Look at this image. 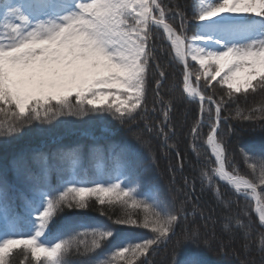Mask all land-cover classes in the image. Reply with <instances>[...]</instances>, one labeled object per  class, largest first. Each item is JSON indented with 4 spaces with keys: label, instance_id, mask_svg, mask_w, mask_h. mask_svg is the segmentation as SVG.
<instances>
[{
    "label": "snow or ice",
    "instance_id": "obj_1",
    "mask_svg": "<svg viewBox=\"0 0 264 264\" xmlns=\"http://www.w3.org/2000/svg\"><path fill=\"white\" fill-rule=\"evenodd\" d=\"M169 14L180 17L179 28L168 21ZM193 19L198 30L189 37L183 13L162 0H3L0 137H13L34 122L51 124L65 115L82 119L107 114L122 124L134 122L146 103L154 59L149 41L153 29H160L183 65L184 94L199 102L201 120L207 112L211 124L206 143L214 167L202 173V184L206 181L211 189L223 182L238 196L254 200V212L264 227V198L256 183L235 168L229 169L227 149L219 136L223 104L234 100V95L264 92V0H194ZM189 59L199 65V71H191ZM159 75L163 78L164 71ZM202 79L209 88L215 82L227 89V100L206 96ZM156 86L160 87L159 80ZM164 115L167 120L168 113ZM235 118L264 120V110L237 111ZM191 131L196 137L199 127ZM122 151L129 156L132 152L130 148ZM61 155L75 167L81 152L73 147ZM245 162L253 173L259 168V184L264 185V144L258 153L246 151ZM138 188L136 180L118 170L108 180L72 178L56 187L41 185L31 196L21 198L0 174V221L4 222L0 264H17L18 255L26 264H150L151 254L174 239V256L177 248L199 246L198 227L181 230V222L188 216L187 201L177 208L162 196L145 195ZM94 203L101 206V215H107L104 206L123 210L114 219L107 216L111 224L143 228L152 235L122 242L105 254L107 258L74 260L73 254L88 257L97 253L116 234L109 224L90 225L72 218L57 226V217L66 210H88ZM191 214H197L195 208ZM227 220L230 223L231 218ZM235 224L246 230L247 239L250 223L236 219ZM21 226L27 231H21ZM203 244L210 247L207 238ZM259 251L264 254V239ZM173 264L204 262L191 254Z\"/></svg>",
    "mask_w": 264,
    "mask_h": 264
},
{
    "label": "trees",
    "instance_id": "obj_2",
    "mask_svg": "<svg viewBox=\"0 0 264 264\" xmlns=\"http://www.w3.org/2000/svg\"><path fill=\"white\" fill-rule=\"evenodd\" d=\"M162 2L173 9L178 7L183 13L184 28L189 37L198 30L197 21L193 19V0ZM168 21L177 28L181 24L180 17L171 14ZM152 33L149 43L154 59L148 73L146 103L138 110L140 114L134 122L122 124L107 114L82 119L65 115L51 124L34 122L13 137H0V174L14 185L16 193L23 198L31 196L33 189L41 185L56 187L72 178L108 180L117 175L118 170L126 172L139 183L138 191L142 190L145 195H160L177 208L187 201L184 207L188 216L182 220L181 230L184 227L200 229L199 246L190 244L177 248L174 256V239L167 247L162 245L151 254L150 264H173L174 260H183L191 254L199 256L204 264H240L245 259L249 264H264V254L259 251L264 227L260 226L254 214L252 201L238 196L221 182L211 189L206 181L202 184V173L214 167L206 143L210 121L207 112L201 120L200 104L185 97L183 67L175 59L163 33L159 30ZM190 68L193 73L199 71L195 64H191ZM160 71L165 73L163 78L159 75ZM158 80L159 88L156 86ZM200 85L206 96H212L217 101L221 97L227 100V89L218 83L214 82L209 88L202 79ZM207 107L209 105L205 103ZM252 107L264 110V92L234 95V100L223 104L219 136L227 149L229 169L235 168L239 175L256 183L259 195L264 198V185L259 184V168L253 173L245 162L246 151L258 153L261 144H264V120L250 122L235 118L237 111L247 113ZM165 112L168 113L167 120ZM196 126L199 132L193 137L191 130ZM73 147L81 152L75 167L61 155ZM125 148L132 150L130 156L122 151ZM15 203L17 210L21 211V200L17 199ZM194 208L195 216L191 214ZM101 211V206L94 203L88 210H66L57 217V226L67 222L65 218H72L90 225L109 224L116 233L97 253L88 257L73 254L74 260L107 258L105 254L122 242L152 235L143 228L111 224L107 216L114 219L122 215L123 210L119 206H104L103 211L107 215H101ZM244 213L249 214L250 220ZM227 218H231L230 223ZM236 219L250 223L247 239L246 230L236 226ZM226 223H229L228 230ZM3 228L4 222L0 221V230ZM20 230L27 231L22 226ZM205 238L210 247L203 244ZM16 259L17 264H26L19 255Z\"/></svg>",
    "mask_w": 264,
    "mask_h": 264
},
{
    "label": "rangeland",
    "instance_id": "obj_3",
    "mask_svg": "<svg viewBox=\"0 0 264 264\" xmlns=\"http://www.w3.org/2000/svg\"><path fill=\"white\" fill-rule=\"evenodd\" d=\"M153 34V33H152ZM152 37V36H151ZM190 60V63H193V64H195V62H193V61H191V59H189ZM198 68H199V65H197V64H195ZM219 79V78H218ZM253 108H256V107H252V108H250L251 110L253 109Z\"/></svg>",
    "mask_w": 264,
    "mask_h": 264
}]
</instances>
